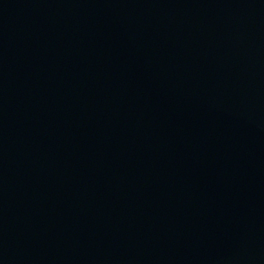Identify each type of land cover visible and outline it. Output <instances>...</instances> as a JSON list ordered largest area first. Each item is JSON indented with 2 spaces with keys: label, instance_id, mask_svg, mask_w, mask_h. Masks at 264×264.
Here are the masks:
<instances>
[{
  "label": "water",
  "instance_id": "1",
  "mask_svg": "<svg viewBox=\"0 0 264 264\" xmlns=\"http://www.w3.org/2000/svg\"><path fill=\"white\" fill-rule=\"evenodd\" d=\"M0 264H264V0H0Z\"/></svg>",
  "mask_w": 264,
  "mask_h": 264
}]
</instances>
